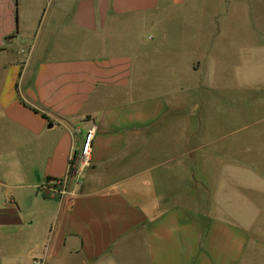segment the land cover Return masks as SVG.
Here are the masks:
<instances>
[{"label":"crops","instance_id":"crops-1","mask_svg":"<svg viewBox=\"0 0 264 264\" xmlns=\"http://www.w3.org/2000/svg\"><path fill=\"white\" fill-rule=\"evenodd\" d=\"M201 2L0 0V264L240 261L237 216L190 195L197 149L172 96L183 84L166 94L156 83L198 70L189 38L165 31L205 12ZM204 18L198 27H219ZM90 129V162L76 173L70 158ZM170 138L179 146L159 145Z\"/></svg>","mask_w":264,"mask_h":264},{"label":"rangeland","instance_id":"rangeland-1","mask_svg":"<svg viewBox=\"0 0 264 264\" xmlns=\"http://www.w3.org/2000/svg\"><path fill=\"white\" fill-rule=\"evenodd\" d=\"M206 1L200 4L205 12H186L165 31L189 38L184 55L198 70L157 75L156 83L166 94L183 84L181 98L172 96L182 101L189 148L197 149L189 156L197 177L190 195L205 209L237 216L233 221L246 236L237 264H264V0ZM212 14L219 27H198ZM179 142L170 138L159 145ZM6 175L3 168L0 177ZM28 194L18 193L24 205ZM32 264L43 262L35 257Z\"/></svg>","mask_w":264,"mask_h":264},{"label":"built area","instance_id":"built-area-1","mask_svg":"<svg viewBox=\"0 0 264 264\" xmlns=\"http://www.w3.org/2000/svg\"><path fill=\"white\" fill-rule=\"evenodd\" d=\"M93 138V129H90L85 136L84 142L81 146L79 154L70 158V168L76 173L83 171L88 167L90 162V151Z\"/></svg>","mask_w":264,"mask_h":264}]
</instances>
